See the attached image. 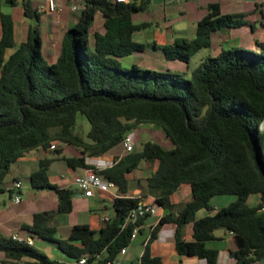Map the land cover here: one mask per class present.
Segmentation results:
<instances>
[{"label": "trees", "instance_id": "16d2710c", "mask_svg": "<svg viewBox=\"0 0 264 264\" xmlns=\"http://www.w3.org/2000/svg\"><path fill=\"white\" fill-rule=\"evenodd\" d=\"M74 1L83 8L77 21L63 31L57 58L47 63L41 53L43 15L34 2L0 0V181L25 152L46 151L53 141H59L80 150L79 155L62 156L69 168L93 169L114 183L113 214L98 230L78 223L58 238L57 227L46 225L48 215L34 213L32 223L20 229L32 239L51 242L64 258H52L0 231V264L24 258L30 259L29 264H80L82 258L83 264H108L116 260L121 248L131 243L135 226H140L136 236L145 232L147 216L136 223L126 222L129 212L144 203L143 193L129 194L127 178L142 161L155 165L144 178V189L167 212L146 230L139 264H163L152 255L150 245L164 224L174 227V249L179 255L217 264L218 250L207 242L214 239V230L225 229L232 234L226 248L238 264L264 260V41L254 40L257 50L222 47L218 54L204 57L190 77L134 63L127 68L120 59L145 50L146 45L135 41L133 34L150 23H134L132 15L144 11L148 0L139 4ZM18 4L32 23L16 45L13 16L2 7ZM210 8L198 20L193 38H178L154 48L167 60L188 63L199 50L211 46L213 33L245 24L244 13H221L215 4ZM97 13L104 18L102 32L92 30ZM77 113L90 124L86 139L74 132ZM141 124L158 128L169 145L151 138L110 166L100 168L87 162L122 144L124 136ZM52 152L59 155L62 148ZM52 160L41 158L29 182L33 188L53 189L56 211L69 214L74 192L48 181ZM182 185L189 186L190 198L177 206L171 196ZM221 195L236 199L216 208L211 199ZM253 195L256 203L249 204ZM201 209L207 214L196 218ZM188 224L192 230L189 240L185 238Z\"/></svg>", "mask_w": 264, "mask_h": 264}, {"label": "crops", "instance_id": "0c3cea01", "mask_svg": "<svg viewBox=\"0 0 264 264\" xmlns=\"http://www.w3.org/2000/svg\"><path fill=\"white\" fill-rule=\"evenodd\" d=\"M19 2L22 0H18ZM58 2V1H57ZM252 2L257 5V4H264V0H252ZM69 3V2H68ZM243 3V0H210L207 4H203L201 2H192V0H181V1H174V2H168V0H148V5L144 11L134 13L132 15V20L134 23H141V22H147L150 23V25L144 29H141L139 31H136L133 34V39L137 42L145 44V49H151L155 51L156 49L154 48L155 46L159 45H165L172 43L175 39L178 38H185V36H182L183 33H185L186 25H185V19H191L192 22V27L189 28V31L192 33L193 37L195 35L196 31V24L198 20H200L204 15H206L210 10V5L215 4L219 6L220 12L221 13H231V14H238V13H243V11L239 10L240 4ZM139 4V3H137ZM3 12L10 13L13 16L14 19V39H15V44L17 45L20 41L23 40L25 37V32L29 24L32 23V21L29 18H26L23 15L22 7L20 4L11 7V6H3L2 7ZM71 10V9H70ZM74 12V11H73ZM194 12V16H192ZM196 13V14H195ZM53 15V14H51ZM45 17H48L50 15H43ZM42 16V17H43ZM103 16L101 13H97L94 18L93 26L97 23V27H92L93 31H99L102 32L103 27ZM264 22V20H262ZM70 22V17L69 19L65 18V23ZM24 24V33L23 29L20 28V25ZM72 24L69 23V26ZM67 26V27H69ZM66 25H62L57 32V34H54V32L51 30L50 27L47 28L48 34H47V39L51 41V44L56 47L59 43L61 44V37L63 31L67 28ZM102 30L100 31V29ZM264 28H262L263 30ZM263 32V31H262ZM55 35H57V41H55ZM42 37V36H41ZM192 37V38H193ZM191 39V38H190ZM234 41H237L235 39H231V41H225V45L228 47L235 46ZM43 42V40H42ZM254 42L252 43V48L253 50L257 49L255 47ZM225 48V47H224ZM12 49L8 50L7 52L10 53ZM157 51V50H156ZM58 52H55V54L51 57V59H56L58 56ZM130 58V56L123 57L121 59V63L124 60V64H133L134 62L131 59H126ZM135 64V63H134ZM149 127L146 129L149 133H152L153 127L151 125H148ZM142 129L141 126H137L136 129L133 130L135 133V138L140 135ZM65 144H62V150H64ZM79 154H80V150ZM40 152H43V154H40ZM51 150H42L40 148H36L33 150H30L22 155L19 159L22 161V165L18 168L19 172H25L28 176L30 175L31 172L37 169L33 168V163L38 161L45 157V154L50 153ZM124 148L123 151L120 154H113L109 153V151L101 156L93 157V158H87V162L94 164L98 167H107L110 166L114 163V161L122 156L124 154ZM78 154V155H79ZM65 157H70V156H75L74 154H69L68 156L63 155ZM145 164L146 162L142 161L139 165V167L142 164ZM153 169L155 167L154 164ZM139 167L129 174H127V178L131 177L135 182H137L136 188H132L129 190V194H134V195H140L143 193L144 195V202L147 203H155L154 198L150 195H148L144 189V178L149 176L152 172L153 169L150 170V172L146 175H140L137 174V170ZM83 169H76L72 170L67 166V174L65 175H60V176H55L56 177V182H51L54 185L60 186V187H68L73 190V209L75 207V203L81 201L80 203L84 205L83 203L86 202L87 199L89 198H94L97 194L99 198L103 201L106 199H109L111 201V209L108 211L106 206H104V209L101 211V209H91L88 204H86V209L90 211L89 216L87 220L81 223H87L91 229L93 230H98L102 227L103 222L101 221V217L104 215H107L109 217L112 216L113 214V209H112V201L114 197L116 196V187H113L109 189L108 191H103V190H97L95 191L93 196L86 197L81 194V192L78 191L76 185L72 182V177L73 175L77 174H82ZM13 180H21V178L17 175H13ZM22 182V181H21ZM189 188L188 185H182L179 191H177L175 194L171 196V201L173 203L179 204L177 206H180L182 203H184L186 200H181L179 198V194L183 191L186 190V188ZM9 188H7L8 190ZM190 189V188H189ZM3 188L0 187V191H2ZM20 195H21V189H20ZM11 198V197H10ZM21 202V201H20ZM71 211V212H72ZM70 212V213H71ZM167 211L163 208H161L158 205V213L156 215H149L146 217L144 220V233L139 234L136 236L129 246L126 248V253L123 255H119L117 260L119 261L120 264H139V259L140 256L143 252L144 248V242L146 241V230L153 228L156 223L159 221V219L166 213ZM2 211H0V214ZM47 213H45L46 215ZM207 212L203 211V209L199 210L196 212L195 217L200 218L206 215ZM48 215V214H47ZM33 217V216H32ZM0 224H8V221L6 223L2 220H0ZM31 223H26L23 222L22 225H27ZM78 224V223H77ZM74 225V224H73ZM8 230H10L9 236L12 234H18L21 237H29V236H23L17 232L18 226L13 227H7ZM63 228H57L58 231ZM70 229V228H69ZM68 228L65 230H62L65 232L62 237L66 236ZM186 234L185 238L187 240L191 239V225L188 224L186 226ZM174 227L172 224H164L157 232L156 238L153 240V242L150 245V250L152 255L158 256L161 258L163 264H205L203 259H200L196 256H185V255H179L175 252L174 249ZM214 239L207 242V245L212 248H216L218 250V256H217V264H238L235 254L230 253L226 245L231 238L232 234L226 231L225 229H216L213 231ZM34 242V241H33ZM34 245V244H33ZM48 254V253H47ZM234 254V257L232 256ZM49 255V254H48ZM52 257V256H51ZM55 259H60V257H52ZM28 258H24L20 261H7L3 264H20L21 261H27ZM29 263V261H27ZM255 264H264V260H260L259 262Z\"/></svg>", "mask_w": 264, "mask_h": 264}, {"label": "rangeland", "instance_id": "374dc122", "mask_svg": "<svg viewBox=\"0 0 264 264\" xmlns=\"http://www.w3.org/2000/svg\"><path fill=\"white\" fill-rule=\"evenodd\" d=\"M59 7L62 9L59 13L56 11L53 15L48 17L43 16L40 23L39 29L41 31L42 36V47L41 53L43 58L47 63L53 62L55 59H51V57L55 54V52H60L61 44L59 43L56 47L51 44V41L47 39V28L50 27L54 34H57L62 25L69 26L70 24H74L77 21L78 12L79 10L73 12L70 10V3L66 0H57ZM210 0H192V2H201L203 4H207ZM77 6H80L79 3L75 2ZM5 6V5H4ZM239 10L243 11L245 14L244 21L245 24L231 29H225L222 31H217L212 35V42L211 46L208 48H203L199 50L195 55H193L188 63L178 61V60H167L163 56L160 50H151L145 49L143 51H136L130 58L138 67L140 68H148L156 71H177L184 73L186 77H190L191 71L199 64V62L206 56H213L218 54L222 47H227L225 41H231V39H235L234 41L235 46L243 47L246 49L253 50L252 43L255 39L260 41H264V28L262 26V20H264V4H257L255 5L252 0H243V3L240 4ZM196 14V13H195ZM194 16V12L192 14ZM70 22L65 23V18L69 19ZM186 30L182 36L185 38L190 39L193 37L192 33L189 31V28L192 27L191 19H185ZM97 27V23L95 26ZM20 28L23 29L25 25H20ZM93 30V29H92ZM102 28L100 29V31ZM263 31V32H262ZM57 35H55V41H57ZM255 46V44H253ZM256 47V46H255ZM257 50V49H255ZM127 57V56H126ZM122 59V58H121ZM120 59V61H121ZM124 62V60H123ZM121 63L123 67H130L129 64ZM141 133L135 140V149L141 148V143L145 140L153 138L154 140H159L166 146L169 145L168 142H164L162 133L156 127H153L152 133H149L146 129L149 127L148 124H141ZM90 127L89 122L85 118L84 115L81 113H77L76 115V123L74 126V132L79 134L81 137L86 139V133ZM58 144V147H62V143L59 141H55ZM79 148H75L72 145L65 144L64 150H62L61 154H55L54 152H50L45 154V157L53 158L52 162L50 163L48 169V181L56 182L55 176L65 175L67 174V165L65 160L62 158L63 155L68 156L69 154L78 155ZM123 151L122 144H119L113 147L109 153L113 154H120ZM43 154V152H40ZM33 168L38 167L37 162L33 163ZM22 165V161L20 159H16L10 164V172L5 176V178L0 181V187L3 188L0 191V220L8 221V224L1 225L0 224V231L4 236H9L10 230L7 227L18 226L17 232L23 236H26V232L21 230V224L23 222L32 223V216L34 213L41 212L43 214H48V220L46 225L48 226H56L60 229L55 234V237H62L65 232V228L69 229L73 224L81 223L87 220L90 211L86 209V204L92 209H104L106 206L107 210L111 209V201L106 199L105 201L101 200L98 194L94 198H89L84 202L82 205L79 202L75 203L74 210L69 214H60L56 211L57 208V198L56 193L53 189L50 188H33L29 182V176L25 174V172L20 173L18 168ZM153 169L152 164L143 163L139 169L137 170V174L146 175ZM13 175H18L22 181L21 187V202L18 204H14L11 201L10 193L7 188H10L13 184ZM52 184V183H51ZM137 182L133 180L131 177L129 178V190L132 188H136ZM134 195V194H131ZM179 198L181 200H188L190 198V189L187 187L186 190H183L179 194ZM236 197L234 195H221L215 196L211 199V204L216 207L220 208L221 206H225L230 202L234 201ZM256 196H251L248 200L249 204L256 203ZM203 211H205L203 209ZM63 233V234H62ZM34 245L33 247L48 253L50 256L64 258V256L59 252L56 247L49 241L42 240L40 238L34 237L33 239ZM27 261L30 262L28 258ZM27 261H21L20 264H29Z\"/></svg>", "mask_w": 264, "mask_h": 264}, {"label": "built area", "instance_id": "2783aa9c", "mask_svg": "<svg viewBox=\"0 0 264 264\" xmlns=\"http://www.w3.org/2000/svg\"><path fill=\"white\" fill-rule=\"evenodd\" d=\"M32 1L34 2L37 11L41 13L42 15H51L56 11L59 13L62 10L59 7L57 0H32ZM66 1L70 3L71 11L75 12L83 8V4L80 6H77L74 0H66ZM116 1L137 4V3H141L143 0H116ZM174 1H181V0H168V2H174ZM135 140H136L135 133L133 131L127 133L124 136L123 141H122L124 152H131L134 150ZM57 147H58L57 142L53 141L51 145L48 147V150L52 151L56 149ZM72 182L76 185L78 191L81 192V194L86 197L93 196L95 191L97 190L108 191L109 189L115 187L113 182L108 181L107 179H104L101 175H99L93 169H83L82 174L73 175ZM21 187H22L21 180L15 179L13 180L12 186L8 189L10 191L11 201L14 204H18L21 201V196L19 192ZM262 209H264V207ZM157 213H158V205L156 203L144 202L129 212L126 218V222L136 223L140 217L156 215ZM108 220H109V216L107 215H104L101 217V221L103 223ZM139 228L140 226L134 227L130 235V241H132L136 237V234ZM11 238L13 240L23 242L27 245L34 244L33 239L31 237H21L18 234L14 233L11 235ZM126 248L127 247H122L119 252V255L125 254ZM84 262H85L84 258L79 260L80 264H83ZM31 264H35V263L33 262ZM108 264H120V263L116 259V260L109 262Z\"/></svg>", "mask_w": 264, "mask_h": 264}, {"label": "water", "instance_id": "95a60500", "mask_svg": "<svg viewBox=\"0 0 264 264\" xmlns=\"http://www.w3.org/2000/svg\"><path fill=\"white\" fill-rule=\"evenodd\" d=\"M232 256L234 257V254H232ZM262 261H263V259H262Z\"/></svg>", "mask_w": 264, "mask_h": 264}]
</instances>
